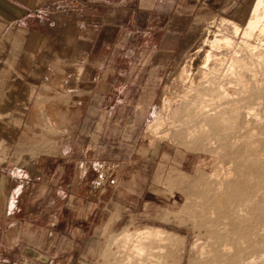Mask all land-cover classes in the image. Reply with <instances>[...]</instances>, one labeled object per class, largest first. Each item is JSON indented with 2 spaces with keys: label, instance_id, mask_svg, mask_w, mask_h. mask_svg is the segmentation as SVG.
<instances>
[{
  "label": "rangeland",
  "instance_id": "rangeland-1",
  "mask_svg": "<svg viewBox=\"0 0 264 264\" xmlns=\"http://www.w3.org/2000/svg\"><path fill=\"white\" fill-rule=\"evenodd\" d=\"M235 1V6L222 4L219 10L206 8L189 22L164 75L154 115L152 112L136 132L129 131L134 118L126 111L129 116L119 117V125L113 118L111 123L105 122L102 132L95 133L94 142L86 139L82 131L88 102L81 99L85 87L78 81L81 70L69 54L53 58L31 102L15 158L19 167L45 161V168L59 170L54 181L51 173L46 176L42 187L45 197L38 203L44 205L38 220L44 222L46 236L53 222L61 224L58 229L63 233H69L65 228L69 225L79 228V235L74 236L78 241L89 233L90 222L96 226L99 256L88 260L83 244H79L76 264H264V45L260 46L262 53L244 47L245 53L239 37L235 39L237 49L226 53L227 60L238 56L253 67L247 74L252 88L239 95V114L230 113L232 107L222 101L232 116L226 115L228 131L212 124L204 126L210 121L195 112L205 96V100L215 96V104L216 95L209 93L217 90L200 84L198 77L193 85L184 87L177 79L182 64L201 44L202 31L209 22L215 19L219 24L221 18L238 21L245 11L249 14L247 0ZM65 13L56 10L54 17L61 20L60 14ZM67 23L62 25V33ZM75 56L78 60L81 57ZM166 97L174 100L171 111L163 105ZM194 100L200 102L195 104ZM220 103L217 99V107ZM158 115L163 124L159 135L153 136L147 130ZM90 144L93 149L88 150ZM87 162L90 164H84ZM41 175L36 173L35 177ZM154 229L166 233V241L145 242V250L134 248L136 252L130 243L134 235ZM34 231L29 230L30 234ZM140 253L141 259L137 258Z\"/></svg>",
  "mask_w": 264,
  "mask_h": 264
},
{
  "label": "crops",
  "instance_id": "crops-1",
  "mask_svg": "<svg viewBox=\"0 0 264 264\" xmlns=\"http://www.w3.org/2000/svg\"><path fill=\"white\" fill-rule=\"evenodd\" d=\"M235 2L0 0V264H76L79 244L88 260L100 253V237L92 222L79 241L74 237L79 228L69 225L65 227L69 233H63L58 222L45 235L46 226L38 220L44 205L38 203L45 197L46 176L51 173L54 181L59 170L45 168V161L19 167L15 158L31 102L53 58L69 54L81 70L78 81L85 86L81 99L88 102L82 131L86 139L94 142L95 133L113 118L119 125V117L129 116L126 111L134 118L129 131L136 132L156 107L164 75L189 22L206 8L219 10L222 4L227 8ZM60 9L66 12L60 14L61 20L54 17ZM83 171L86 175V167ZM30 229L35 231L30 234Z\"/></svg>",
  "mask_w": 264,
  "mask_h": 264
},
{
  "label": "bare ground",
  "instance_id": "bare-ground-1",
  "mask_svg": "<svg viewBox=\"0 0 264 264\" xmlns=\"http://www.w3.org/2000/svg\"><path fill=\"white\" fill-rule=\"evenodd\" d=\"M247 3L251 6L250 10H249V14H246V11L243 13V15L239 18L238 21H232L229 19H225V18H221L220 23L217 24V20L214 19V22H209L208 26L205 27L202 31V35H201V44L199 45V47H197V49L191 53L190 57L185 61V63L182 64L180 72L178 73L177 79L180 82L181 86H187V83H191L192 85L195 83L196 81V77H198L199 83L201 84V82L203 83H207L210 87V85L212 87H214L217 91L216 93H209L212 95H216V100H220L221 103L223 100V103L225 102L226 105L232 107V109H228L229 111L231 110L230 113H238L240 107L238 106V100H239V95L242 94L243 92H246L247 90L250 92L249 88V81L247 78V74L250 72H252L253 70L251 68L253 67H248L249 63H245L243 58L242 60L239 59L238 56H234L231 55L228 56L230 58V61L226 59V53L230 52L232 50H236V42L235 39L237 38H241L242 37V44H243V52L246 50H244V47L246 49H248L249 51H259L262 50L263 48H260V46L264 45V0H247ZM219 20V19H218ZM213 21V20H212ZM231 27L233 29V33H231L232 35H230L228 28ZM231 29V30H232ZM227 32V33H225ZM240 41V40H239ZM259 42L260 44L258 45H254V43L256 44V42ZM239 43V42H238ZM241 43V41H240ZM238 45V44H237ZM241 46V45H240ZM236 47V49H235ZM242 47V46H241ZM241 47L238 48L241 49ZM247 50V51H248ZM237 52V51H236ZM243 52L241 54H243ZM261 51L257 52L260 53ZM233 53V51H232ZM248 53V52H247ZM251 53V52H250ZM255 53V52H254ZM262 53V52H261ZM264 53V51H263ZM229 54V53H228ZM256 54V53H255ZM263 55V54H260ZM244 56V55H243ZM242 56V57H243ZM251 56L255 57L254 54H251ZM245 57V56H244ZM252 57L248 61H252ZM253 57V58H254ZM264 57V56H263ZM263 57L261 56V58L263 59ZM257 58V57H256ZM260 58V56H259ZM246 59V58H245ZM255 59V58H254ZM258 62L260 61L259 59H257ZM264 61V59H263ZM262 62V61H261ZM260 63V62H259ZM248 64V65H247ZM253 64V62L251 63ZM250 64V65H251ZM261 64V63H260ZM263 65V64H262ZM255 70V69H254ZM195 71H197L196 73H198V76H195ZM257 70H255L256 72ZM254 73V72H253ZM257 75V73H255ZM254 74V75H255ZM197 75V74H196ZM251 76V75H250ZM249 76V77H250ZM256 77V76H255ZM258 78V77H256ZM254 79V77H253ZM255 81L257 79H254ZM253 81V80H252ZM258 81V80H257ZM251 83V82H250ZM206 84V86H207ZM252 85V84H251ZM208 87V86H207ZM205 88V86H204ZM249 88V89H248ZM192 89V88H191ZM206 89V88H205ZM208 89V88H207ZM211 89V88H209ZM201 90V89H200ZM213 90V89H212ZM243 91V92H242ZM207 92V91H205ZM210 92V90H209ZM241 92V93H240ZM248 92V94H249ZM208 93V92H207ZM247 93V92H246ZM245 93V94H246ZM199 94V92H198ZM201 94V93H200ZM203 94V93H202ZM184 96V95H183ZM187 96V95H186ZM200 96V95H199ZM202 96V95H201ZM205 96V95H204ZM211 95H209L210 97ZM244 96V93H243ZM196 97V95H195ZM198 97V96H197ZM215 97V96H214ZM213 97V99H214ZM241 97V96H240ZM204 99L197 100V102L199 101L200 103L197 104L198 107H196L195 112L197 113L198 117H202L203 119H208L210 121L209 124H205L204 126H209V125H214L216 127L219 128V126L225 130V128H229L228 126V118L231 114H229V111H226L228 107H222L224 106V104L222 105L220 103V106L216 105V100L214 101L215 104L213 103V99L209 100L211 98H209L208 100H205L208 98L203 97ZM172 99V98H171ZM170 98L166 97L164 98V106L169 107V110L172 108L171 104L173 103V101ZM205 100V101H204ZM212 101V102H211ZM228 101V102H227ZM243 101V100H242ZM240 100V102H242ZM193 102V101H192ZM195 104L197 103L194 100ZM194 104V103H193ZM192 104V105H193ZM218 104V103H217ZM216 105V106H215ZM225 105V106H226ZM194 106V105H193ZM240 106V105H239ZM261 106V105H260ZM222 107V108H221ZM236 107V108H234ZM190 108V107H189ZM195 109V108H194ZM226 109V110H225ZM168 110V109H167ZM171 111V110H170ZM188 111V110H187ZM191 111V110H190ZM194 111V110H192ZM194 112V113H195ZM224 112V113H223ZM179 113V112H177ZM188 113H190L188 111ZM229 114L228 118L226 117V115ZM242 114V113H241ZM157 115V114H156ZM190 115V114H189ZM188 116V114H187ZM191 116V115H190ZM162 117V115H161ZM194 115L192 116V120ZM225 117L227 119H225ZM232 117V116H230ZM236 117V115H235ZM159 115L155 117V121L148 126V132L151 135H155L157 136L159 130L162 127L163 124V119H159ZM191 119V117H190ZM190 119H188L190 121ZM197 119V118H196ZM199 119V118H198ZM202 119V120H203ZM232 119V118H231ZM187 120V121H188ZM200 120V121H202ZM230 120V119H229ZM235 120V118H234ZM186 121V124L189 122ZM207 121V120H206ZM191 122V121H190ZM203 122V121H202ZM203 123V124H204ZM231 123V122H230ZM239 123V122H238ZM201 126L200 129H202L204 126ZM236 125V124H235ZM213 126V127H214ZM212 127V128H213ZM205 128V127H204ZM209 128V127H208ZM207 129V128H206ZM203 130V129H202ZM205 130V129H204ZM227 130V129H226ZM225 130V131H226ZM232 130V129H231ZM237 130V129H236ZM195 131V129H194ZM201 131V130H200ZM228 131V130H227ZM206 132V131H205ZM191 133V132H190ZM161 134V133H160ZM166 134V133H165ZM159 135V134H158ZM190 135V134H189ZM192 135V133H191ZM190 135V137H192ZM249 145V144H248ZM250 149V148H249ZM256 151V150H255ZM257 152V151H256ZM246 155V154H245ZM240 158V157H239ZM258 160V159H257ZM258 164V163H257ZM254 165V164H253ZM263 171V170H262ZM261 171V172H262ZM264 172V171H263ZM216 173H214L215 175ZM260 175V172H259ZM261 177V176H260ZM248 179V178H247ZM226 180V179H225ZM258 180V179H257ZM253 181V180H252ZM259 182V181H257ZM218 184V183H217ZM259 184V183H258ZM261 185V184H260ZM219 187V186H218ZM238 187V186H237ZM246 188V186H245ZM255 189V188H254ZM258 189V188H257ZM219 190V189H218ZM246 190V189H245ZM246 192V191H245ZM248 193V192H247ZM258 193V192H257ZM252 194V193H251ZM241 194H239L237 196V198L240 196ZM244 195V194H243ZM240 198V197H239ZM224 199V198H223ZM249 199V198H247ZM222 201V200H221ZM249 202V201H247ZM251 203V202H250ZM228 204V203H227ZM220 206H222L221 203H219ZM246 205V204H245ZM242 208V207H241ZM240 208V209H241ZM204 211V210H203ZM211 211V210H210ZM218 211V210H216ZM212 212V211H211ZM214 212V211H213ZM241 213V212H240ZM204 214V213H201ZM200 214V215H201ZM207 215V214H206ZM223 216V215H222ZM236 216V215H235ZM211 217V216H210ZM238 218V217H237ZM236 218V219H237ZM242 218V217H241ZM223 220V219H222ZM228 220V219H227ZM226 221V220H225ZM223 225V224H222ZM213 226V225H212ZM155 230V229H154ZM156 231V230H155ZM152 231V230H142L137 232L134 235V240L133 242L130 241V243H132L133 249H137L138 252L139 251H144L145 247L143 245V243L145 242H151V241H157L158 243L166 241V233H163L160 231ZM128 233V232H127ZM130 234V233H129ZM165 235V236H164ZM122 238V237H121ZM129 236H126V241H129ZM171 238V237H170ZM169 239V238H168ZM172 239V238H171ZM210 240V239H209ZM212 240V239H211ZM125 241V240H124ZM155 242V243H157ZM154 243V244H155ZM228 243V242H227ZM128 245V244H127ZM144 248H143V247ZM221 246V244H220ZM129 248V247H128ZM152 248V247H151ZM125 249V248H124ZM134 249V250H135ZM147 250V249H146ZM136 251V250H135ZM223 251V250H222ZM137 252V251H136ZM135 252V253H136ZM130 253V252H129ZM213 253V252H212ZM145 254V253H143ZM160 254V253H159ZM137 255V254H136ZM135 255V256H136ZM138 254V257L139 258ZM144 256V255H143ZM141 259V257L139 258ZM160 260V259H159ZM139 262V261H138ZM143 263V262H142Z\"/></svg>",
  "mask_w": 264,
  "mask_h": 264
}]
</instances>
